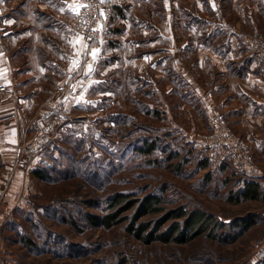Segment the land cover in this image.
Here are the masks:
<instances>
[{
  "label": "rangeland",
  "instance_id": "1",
  "mask_svg": "<svg viewBox=\"0 0 264 264\" xmlns=\"http://www.w3.org/2000/svg\"><path fill=\"white\" fill-rule=\"evenodd\" d=\"M242 39L256 61L264 62L256 47L245 41L264 43V32L249 29ZM187 71L196 80L204 79L198 77L196 63ZM111 74L107 77L112 85L110 93L106 98L99 96L95 109L84 112L88 118L77 124L66 122L50 143L28 152L31 158L38 152L43 156L32 164L31 172L15 158L25 134L20 136L12 150L14 172L30 176L29 188L20 191L24 202L6 213L4 203L11 182L2 178L0 160V211L3 209L5 218L0 220V264H264V200L231 202L235 193L225 188L215 172L223 164L235 169L229 158L220 161L225 145L208 141L215 130L226 131L234 143L244 144L243 153L261 167L246 137L231 124L226 112L216 110L204 124L192 123L182 99L165 94L157 115L148 105L153 102L155 106L156 98L135 91L132 85L127 87L134 72L124 79L118 71ZM206 78L209 82L210 75ZM193 99L195 102L196 97ZM28 127L21 126L22 133ZM186 131L200 140L193 141ZM148 143L155 144L150 153L146 151ZM209 150L214 151L212 156L206 155ZM171 154L175 156L172 159ZM35 168L45 170L47 178L34 175ZM120 192L137 198L136 206L111 228L94 225L92 217L108 212L109 198ZM149 194L159 196L167 210L183 207L213 214L220 224L214 237L203 233L183 243H147L136 238L127 229L129 217ZM158 216L143 220L152 222ZM252 216L255 223L250 229L233 225L234 219Z\"/></svg>",
  "mask_w": 264,
  "mask_h": 264
},
{
  "label": "crops",
  "instance_id": "2",
  "mask_svg": "<svg viewBox=\"0 0 264 264\" xmlns=\"http://www.w3.org/2000/svg\"><path fill=\"white\" fill-rule=\"evenodd\" d=\"M110 2L113 15L100 25L105 36L87 42L72 30L77 0H0V83L9 87L0 95L2 178L11 182L5 213L24 202L20 191L29 188L30 176L18 171L14 175L12 150L27 132L26 128L22 133L21 126L48 118L54 104L64 107L69 123L88 118L84 112L95 109L99 96L110 93L107 77L113 71L123 79L134 72L127 87L156 98L155 106L148 105L157 115L165 94L180 97L192 123L199 125L214 111H225L261 167L241 172L221 166L215 172L235 195L248 180L263 184L264 62L256 61L242 36L249 29L264 32V0H106L104 6ZM79 58L82 65L76 69L73 61ZM195 63L198 77L204 79L196 80L187 71ZM63 84L73 90L54 92ZM170 103L169 99L168 112ZM186 133L193 141L200 140L195 133ZM39 154L30 172L32 164L43 159ZM2 215L0 220L5 219Z\"/></svg>",
  "mask_w": 264,
  "mask_h": 264
},
{
  "label": "trees",
  "instance_id": "3",
  "mask_svg": "<svg viewBox=\"0 0 264 264\" xmlns=\"http://www.w3.org/2000/svg\"><path fill=\"white\" fill-rule=\"evenodd\" d=\"M155 144L148 143L146 151L151 152ZM175 156L171 154V159ZM178 165V164H177ZM226 164L223 167L226 168ZM203 166V165H202ZM228 166V165H227ZM208 164L205 163L204 168ZM32 173L40 178H47L45 170L35 168ZM212 174L208 171L207 176ZM232 198V197H231ZM160 197L156 194H149L140 200L139 206L136 207L133 214L129 217L130 223L127 226L129 232L147 243L153 241L170 242L174 240L178 243L191 241L195 237L208 233L214 237L215 229L219 228L215 216L203 209H195L188 211L183 207L167 210L161 204ZM234 202L239 203L242 199L245 200H264V183L257 180H248L244 187L237 192V195L232 198ZM138 202L137 198L125 193H117L111 196L108 200L109 210L101 217H92L94 225L111 228L125 219L123 213L134 208ZM149 215H160L152 220V222L143 220V217ZM255 217L249 219L242 218L233 222L234 226L240 229L247 230L254 225ZM171 221V224L164 232H161L163 227Z\"/></svg>",
  "mask_w": 264,
  "mask_h": 264
},
{
  "label": "built area",
  "instance_id": "4",
  "mask_svg": "<svg viewBox=\"0 0 264 264\" xmlns=\"http://www.w3.org/2000/svg\"><path fill=\"white\" fill-rule=\"evenodd\" d=\"M77 1L79 4V12L77 22L72 26V30L81 35L87 42L95 41L100 37L105 36V32H103L100 25L102 19L109 20L112 17L113 2H110V6L105 7L106 0H103V2H101V0ZM245 41L247 45H250L252 48L256 47L258 57H264V43H260V41H252L250 39ZM75 61H78V64L75 66V68L78 69L81 65V60L77 59ZM72 90V86L65 84L60 85L58 88L59 93H66ZM8 91L9 87L6 84L0 83V95L7 93ZM68 120L66 110L60 104H54L53 112L48 118L32 119L24 136L25 138L21 139L23 143L16 150L15 158L17 161L29 171L33 157L31 158L28 152L50 143L59 132L62 125L68 122ZM208 141L211 144L223 143L225 145L226 151L223 154V158H220V161L229 158L230 161L232 160L235 170L252 171L255 169L256 165H254L253 159L243 153L244 144L240 142L234 143L228 132L215 130L214 134L211 135V138H208ZM0 186L3 187L1 181Z\"/></svg>",
  "mask_w": 264,
  "mask_h": 264
},
{
  "label": "snow or ice",
  "instance_id": "5",
  "mask_svg": "<svg viewBox=\"0 0 264 264\" xmlns=\"http://www.w3.org/2000/svg\"><path fill=\"white\" fill-rule=\"evenodd\" d=\"M101 2H103V0H101ZM70 7H72V6L70 5ZM77 43H79V40L77 41ZM97 51L98 50H95V51L92 52L93 58H95V56L97 54ZM77 64H78V61H73V65L74 66H76ZM88 68H89V71H92V66L91 65H89Z\"/></svg>",
  "mask_w": 264,
  "mask_h": 264
}]
</instances>
